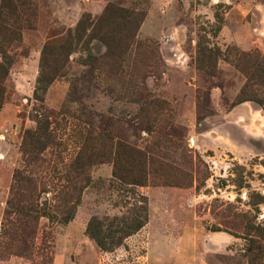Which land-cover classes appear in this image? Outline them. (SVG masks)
I'll list each match as a JSON object with an SVG mask.
<instances>
[{
	"label": "rangeland",
	"instance_id": "obj_1",
	"mask_svg": "<svg viewBox=\"0 0 264 264\" xmlns=\"http://www.w3.org/2000/svg\"><path fill=\"white\" fill-rule=\"evenodd\" d=\"M108 4L110 25L99 35L112 47L94 35L76 42L36 100L45 43L73 31L83 15L100 17ZM230 6L19 0L11 18L21 40L8 49L0 107V264H264V105L242 99L244 54L264 50L225 40ZM119 8L137 20L116 19ZM198 38L217 51L211 75L195 65ZM42 106L64 114L52 117L55 144L35 166L47 192L38 194L41 215L22 241L7 201L14 171L27 167L23 132ZM87 131L121 145L104 144L73 218L60 224L61 172ZM123 142L144 151L142 169L127 173Z\"/></svg>",
	"mask_w": 264,
	"mask_h": 264
},
{
	"label": "trees",
	"instance_id": "obj_2",
	"mask_svg": "<svg viewBox=\"0 0 264 264\" xmlns=\"http://www.w3.org/2000/svg\"><path fill=\"white\" fill-rule=\"evenodd\" d=\"M2 6L7 5L0 10V56L2 61L0 62V107L4 99L3 81L6 78L9 71V57L8 49L18 42L20 39L19 28L15 25L17 23L12 20V16L16 13L19 0H2ZM264 1V0H263ZM7 2V3H6ZM7 10V14H3V10ZM114 10L113 4H108L103 14L95 20H90L86 16H82L78 21L73 31H68L66 35L60 38H50L44 45L41 59V70L37 79V86L34 91V98L39 102L43 101L42 95L46 91L47 87L57 77L60 68L61 60L66 61L68 56L73 51V45L76 42L81 41L87 36L94 35L100 41H102L108 48L111 46V38L107 36L105 39L101 36L103 30L110 25V11ZM14 12V13H13ZM116 19L121 22L136 21L137 18L134 14H130L123 9H118L115 13ZM126 17L130 19H126ZM218 22L220 21L217 17ZM90 32L87 33V30ZM221 27L216 29L219 32ZM99 33H101L99 35ZM89 37V38H90ZM200 39V40H199ZM6 50L4 51L3 47ZM217 51L214 47H209L207 44L198 38L196 43V56L194 59L197 68L205 75H211L209 68L216 65ZM218 56V55H217ZM244 58L250 61L247 67L248 72H244L246 83L244 84V91H242V99L244 101H253L259 105H264V91H258L256 87L264 88V56L260 57L251 53L244 54ZM51 62V63H50ZM256 86V87H255ZM263 95V96H261ZM64 112H54L49 109H45L43 106L33 116L35 127L23 132L21 141V153L23 155V161L27 163L26 169L15 170L12 178L11 196L7 201L9 210L6 212L7 217H13V225L20 233V238L23 241L26 238V230L28 225L36 226L39 216L41 215V209H38L36 205V198L38 194L47 192V185L36 178V167L40 163H44V153L50 147L55 144L54 131L51 127L52 117L57 115H63ZM91 117V116H90ZM90 126L92 122L90 121ZM104 144H107L109 148L117 149L121 145L120 140L114 141L112 137L105 136L101 131L96 133H87L82 137L78 150L73 158L66 164L67 166L61 172L63 183L61 185L63 209L61 210V219L56 221L60 224L68 223L74 215V205L80 201V196L88 185L90 176V168L97 164L100 158L101 150L104 148ZM123 160L128 167L127 173L133 172L134 167L142 169L146 164L147 158L142 149L133 147L127 142L122 143ZM137 164V166L135 165ZM135 169V171H139ZM114 176L117 174L114 173ZM38 177V176H37ZM127 180V179H126ZM38 185H42L38 190ZM43 214H45L43 209Z\"/></svg>",
	"mask_w": 264,
	"mask_h": 264
},
{
	"label": "crops",
	"instance_id": "obj_3",
	"mask_svg": "<svg viewBox=\"0 0 264 264\" xmlns=\"http://www.w3.org/2000/svg\"><path fill=\"white\" fill-rule=\"evenodd\" d=\"M224 1L231 4L221 32L225 40L244 45L246 50L251 46L264 50V4L257 0Z\"/></svg>",
	"mask_w": 264,
	"mask_h": 264
}]
</instances>
